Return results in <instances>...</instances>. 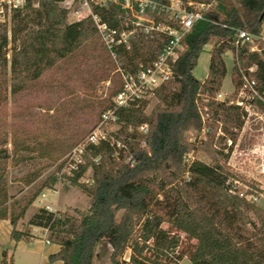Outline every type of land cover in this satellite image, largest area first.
<instances>
[{
  "label": "trees",
  "instance_id": "obj_1",
  "mask_svg": "<svg viewBox=\"0 0 264 264\" xmlns=\"http://www.w3.org/2000/svg\"><path fill=\"white\" fill-rule=\"evenodd\" d=\"M60 1L39 0L36 6L34 0H26L23 7L12 12L11 24L0 22V77L12 95L59 60L99 38L91 17L69 21V10ZM216 1L206 19L196 22L185 37L186 49L174 65L175 78L154 90L161 105L150 114L145 111L149 99L118 108L115 115L120 127L114 138L110 135L109 140L87 144L81 161L63 173L89 196V206L85 210L74 208L75 213L39 207L29 219L28 225L46 228L48 238L60 245L50 259L61 260L62 264H94L97 247L108 243L113 264H178L185 256L192 264H264V209L238 193L235 174L226 165L231 147L228 152L215 150L212 163L185 158L191 143L184 132L202 126L198 96L220 92L228 73V51L234 54L232 81L236 89L241 85L243 69L256 79L259 92H264V41L259 40L260 51H251L248 42L235 44L237 29L261 35L264 0H237L240 7L227 0ZM93 10L113 26L124 14L122 6L114 2L93 5ZM214 38L209 72L201 81L193 71L205 46ZM17 41L16 46L9 47ZM166 41L164 36L134 38L130 48L120 52L124 68L134 70L139 62L150 64ZM252 66L254 71L249 70ZM256 103L264 109V101L257 98ZM216 106L241 129L239 106ZM113 107L111 100L105 109ZM143 124L149 127L146 132L140 130ZM226 131L234 135V131ZM12 143L11 150L0 147V219L10 220L11 237L19 241L28 238L30 231L18 229V222L44 189H55L58 172L68 163L65 156L73 145L56 148L32 144L19 134L14 135ZM35 158H49L51 162L62 159L21 203L9 192L8 167ZM45 168L23 175L20 181L33 185ZM89 169L91 182L82 180ZM188 242L187 248L182 247ZM7 258L5 251L2 264H9Z\"/></svg>",
  "mask_w": 264,
  "mask_h": 264
},
{
  "label": "rangeland",
  "instance_id": "obj_2",
  "mask_svg": "<svg viewBox=\"0 0 264 264\" xmlns=\"http://www.w3.org/2000/svg\"><path fill=\"white\" fill-rule=\"evenodd\" d=\"M38 1L34 0L36 6ZM227 1L240 7L237 0ZM217 2L214 1L215 5ZM68 19L74 21L76 17L69 13ZM7 23L11 24V20ZM262 34L264 35V23ZM20 37L22 38V34ZM99 39L94 38L59 60L42 76L30 81L16 94H11L10 89L2 84L0 77V147L11 150L12 138L15 134H19L21 139L30 140L32 144L51 145L56 148L73 145V150H77L82 141L94 131H97L99 135L107 134L114 138L120 126L115 123L101 125L102 114L107 110L105 107L112 100L113 93L119 88L120 80L109 53ZM215 41L216 38L205 46L193 71L201 81L208 75L211 49ZM18 43L19 41L11 43L9 47H14ZM225 60L228 73L223 80L220 92L213 96L207 93L198 96L197 105L202 126L201 128L191 127L184 132L185 139L191 143V150L187 152L185 158L186 160L198 158L212 163L216 157L215 150L221 149L228 152L231 147L226 165L235 174L238 193H254L258 199L263 196L260 201L254 200V202L258 206L261 204L263 207H260L264 209V172L262 171L264 168V109L255 103L252 114L249 116L245 108L236 103L240 97L232 81L235 63L231 51L225 55ZM220 93L222 96H219ZM217 103L240 107L243 120L241 129L234 127V122L222 115L221 108L216 106ZM159 105H161L160 100L154 93L151 94L145 109L146 113L150 114ZM226 128L234 131V135L230 136ZM69 151L66 156L64 155L65 157L71 153ZM62 158L56 162H51L49 158H35L18 166L9 165L7 178L10 194H14L21 203H25L28 196L57 169ZM42 166L46 168L38 182L26 186L20 181L23 175ZM66 170L64 167L58 172L59 181L56 185H59L61 192L55 189H44L43 192L47 195L40 196V200L29 208L27 216L32 214L34 206L45 204L58 208L68 207L67 211L71 213H75L74 207L85 210L89 206V196L69 182L63 174ZM82 180L92 181V169L87 171ZM248 213L253 220L259 222L255 214ZM188 246L189 242L182 245L186 248ZM104 254H106V243L100 244L96 250V255ZM129 254L127 250L126 259L129 258ZM102 260L101 264H112L109 258L106 261V257H103ZM187 263H190L188 258L183 264Z\"/></svg>",
  "mask_w": 264,
  "mask_h": 264
},
{
  "label": "built area",
  "instance_id": "obj_3",
  "mask_svg": "<svg viewBox=\"0 0 264 264\" xmlns=\"http://www.w3.org/2000/svg\"><path fill=\"white\" fill-rule=\"evenodd\" d=\"M111 2L120 4L124 10L119 24L114 26L104 21L93 10V5L107 6ZM25 3L26 0H0V22H9L12 12L23 7ZM60 5L68 9L76 20L84 17L92 18L98 36L114 63L115 71L119 74L120 85L112 97L114 107L102 114L101 125H103L117 124L115 111L118 108L149 99L156 88L175 78L177 74L174 65L180 53L186 49L185 37L192 31L196 22L206 19V13L215 6V3L193 0H62ZM210 21L227 27V24L217 19H210ZM141 35L150 38L164 36L167 41L161 53L150 64L139 62L136 69H125L120 52L129 49L132 40ZM259 40L264 41V36L253 34L248 29L236 30L235 44L237 46L248 42L251 51H260L262 46ZM249 70L254 71L255 66L250 67ZM241 72L242 82L237 89L240 98L236 103L245 108L251 116L256 99L264 101V92H259L257 81L253 76L245 73L243 69ZM219 96L222 94L220 93ZM147 127V124H143L140 129L146 132ZM108 137L107 134L99 135L97 131L92 132L77 147V150H72L68 155V163L65 166L67 171L81 161V154L87 144H97L101 140H109ZM262 171L264 172V168ZM239 194L249 201L258 200V196L254 193L240 192Z\"/></svg>",
  "mask_w": 264,
  "mask_h": 264
},
{
  "label": "crops",
  "instance_id": "obj_4",
  "mask_svg": "<svg viewBox=\"0 0 264 264\" xmlns=\"http://www.w3.org/2000/svg\"><path fill=\"white\" fill-rule=\"evenodd\" d=\"M261 35L264 36L262 33ZM60 189L61 188L59 187V185H56L55 190L61 192ZM41 195L42 196L44 195L43 197H45L47 193L43 192ZM40 196H38V198L34 201V203L40 200ZM260 199L258 200L260 201ZM33 204L31 206H33ZM260 206L262 205L260 204ZM34 207L35 209L32 212V214L30 216H27L29 210L28 208L25 217L22 218L17 224L18 229L20 230L28 229L30 231V236L28 238H23L19 241L14 240L11 237V231L13 226L10 220L0 219V264H2L3 254L5 251H7V255H8L7 260L9 264H62L61 260L50 259V255L55 254L60 250V245L48 238V230L46 228L36 225H28V221L39 207H47L53 211L54 210L65 211L68 210V207L58 208L52 206L51 204H45ZM111 251H112L111 245L106 243V254H104L103 256L96 255L94 264H101V262L103 261L102 260L103 257H106V261L108 260V258L110 259ZM187 258H188L187 256L183 257L178 264H183L184 260ZM189 264H192V262L190 261Z\"/></svg>",
  "mask_w": 264,
  "mask_h": 264
},
{
  "label": "water",
  "instance_id": "obj_5",
  "mask_svg": "<svg viewBox=\"0 0 264 264\" xmlns=\"http://www.w3.org/2000/svg\"><path fill=\"white\" fill-rule=\"evenodd\" d=\"M264 16V13L262 14V16L261 17H263Z\"/></svg>",
  "mask_w": 264,
  "mask_h": 264
}]
</instances>
